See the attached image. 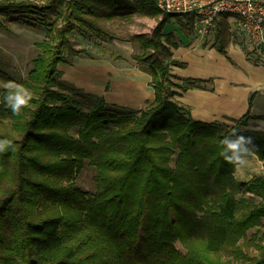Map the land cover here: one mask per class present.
I'll return each mask as SVG.
<instances>
[{
	"label": "trees",
	"instance_id": "trees-1",
	"mask_svg": "<svg viewBox=\"0 0 264 264\" xmlns=\"http://www.w3.org/2000/svg\"><path fill=\"white\" fill-rule=\"evenodd\" d=\"M133 14L159 17L150 33L128 38L152 77L149 105L109 103L59 79L64 51L84 52L74 28L112 39L100 21ZM0 15L46 25L26 78L0 70V139L17 146L0 153V264H264V175L237 179L219 145L233 131L251 136V154L264 161V129L251 126L259 117L250 109L232 123L203 121L175 100L208 81L170 72L183 43L164 25L177 17L185 30L188 20L155 0H0ZM229 36L222 13L213 46L224 55ZM10 81L33 93L19 116L4 100ZM86 164L96 170L93 192L74 180Z\"/></svg>",
	"mask_w": 264,
	"mask_h": 264
},
{
	"label": "crops",
	"instance_id": "crops-1",
	"mask_svg": "<svg viewBox=\"0 0 264 264\" xmlns=\"http://www.w3.org/2000/svg\"><path fill=\"white\" fill-rule=\"evenodd\" d=\"M175 34L183 44L172 48L171 60L180 64H170V72L180 77L208 79L200 83L201 87L177 90L175 100L189 109L193 118L203 121H231L250 109L259 117L254 120L256 128L264 127V53L254 50L257 60L250 59L233 41L231 31L227 55L213 46L215 34L209 37L208 44ZM125 58L124 55L117 59L95 56L83 59L80 69L78 61L59 63L58 68L62 78L102 96L109 103L143 109L154 99L152 77L141 63ZM252 156L256 155L250 154L248 161Z\"/></svg>",
	"mask_w": 264,
	"mask_h": 264
},
{
	"label": "rangeland",
	"instance_id": "rangeland-1",
	"mask_svg": "<svg viewBox=\"0 0 264 264\" xmlns=\"http://www.w3.org/2000/svg\"><path fill=\"white\" fill-rule=\"evenodd\" d=\"M15 1H30L32 3L38 4L47 0ZM149 1L151 2V0ZM62 5L66 7L65 2H63ZM2 19L3 17L0 15V70L15 79H24L32 67L31 60L41 52V48L39 47L38 43H40L42 40H45L46 38V25L39 24L37 26H29L15 21L6 22ZM158 19L159 17L157 16L133 14L131 17H118L113 21H100V24L102 22L103 24H106L109 29H111L114 35V38L112 39H110L108 35L98 34L91 38L85 33L80 32L77 28H74L70 37L74 43V49H83L84 52L79 53L75 52L74 50L68 52V50H65L64 54L68 53L66 56V61L59 63L74 64L75 61H78L77 68L80 69V66L83 64V59L89 60V58H95V56L114 57V59H117L116 55H124L126 56V61H136L132 57V54L138 53L140 48L136 42L128 40L129 36L136 33H150L154 26H156ZM180 19L185 23L187 22L185 17H180ZM57 21L60 23L61 18L57 17ZM1 22H3V24ZM189 26L190 25L188 23L186 29H188L189 32H187L186 29L184 30L181 28L177 17H170V20L164 25V31L177 33L182 38L186 39L185 37H187L191 41L200 39L201 44L209 43L210 38L212 37L199 38ZM231 33L233 35V41L240 45V47L250 59L254 60L255 56L253 52L256 47L249 42L247 36L238 30H234ZM263 48L264 47H262V52L264 53ZM141 64L147 69L146 65L143 63ZM58 70L60 72L59 68ZM59 79L74 85V83L62 78V72H60ZM79 88L84 90L82 87ZM227 122L232 123L231 121ZM251 126L256 128V122L251 121ZM259 128L262 129L264 127ZM95 172L96 170L93 166L86 164L80 172L76 173L74 180L76 184H78L83 189L93 192L95 190V183L93 180ZM258 174L264 175V162H261L257 156H252V160L249 161L248 166L244 168L242 172L236 171L235 177L237 179L244 180ZM262 229H264V226ZM252 231L253 230H251V232ZM177 246L182 248L180 242H177Z\"/></svg>",
	"mask_w": 264,
	"mask_h": 264
},
{
	"label": "built area",
	"instance_id": "built-area-1",
	"mask_svg": "<svg viewBox=\"0 0 264 264\" xmlns=\"http://www.w3.org/2000/svg\"><path fill=\"white\" fill-rule=\"evenodd\" d=\"M166 13L185 17L196 35L210 37L222 13L228 14L229 30L247 36L256 51L264 47V0H155Z\"/></svg>",
	"mask_w": 264,
	"mask_h": 264
},
{
	"label": "clouds",
	"instance_id": "clouds-1",
	"mask_svg": "<svg viewBox=\"0 0 264 264\" xmlns=\"http://www.w3.org/2000/svg\"><path fill=\"white\" fill-rule=\"evenodd\" d=\"M5 87L8 90L4 98L5 102L14 116L21 115L22 109L29 107L33 99V93L23 85L11 81L7 82ZM219 145L221 149L220 156L223 161L241 172L248 166V157L256 147L253 137L239 134L236 131L222 138ZM16 149L17 146L14 141L6 138L0 139V153L16 151Z\"/></svg>",
	"mask_w": 264,
	"mask_h": 264
}]
</instances>
